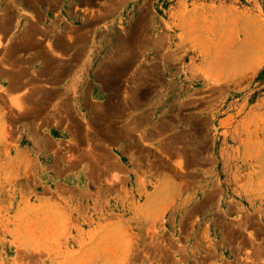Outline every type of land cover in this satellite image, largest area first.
Returning <instances> with one entry per match:
<instances>
[{"label": "rangeland", "instance_id": "1", "mask_svg": "<svg viewBox=\"0 0 264 264\" xmlns=\"http://www.w3.org/2000/svg\"><path fill=\"white\" fill-rule=\"evenodd\" d=\"M0 264H264V0H0Z\"/></svg>", "mask_w": 264, "mask_h": 264}]
</instances>
